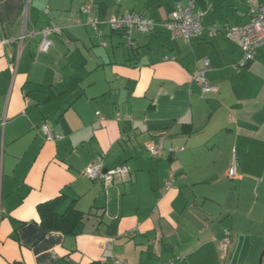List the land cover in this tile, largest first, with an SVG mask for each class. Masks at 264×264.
I'll list each match as a JSON object with an SVG mask.
<instances>
[{
	"label": "crops",
	"instance_id": "crops-1",
	"mask_svg": "<svg viewBox=\"0 0 264 264\" xmlns=\"http://www.w3.org/2000/svg\"><path fill=\"white\" fill-rule=\"evenodd\" d=\"M191 1L207 28L188 42L163 23ZM248 1L97 0L99 35L83 0H0V264H259L264 204L257 219L242 206L264 187V46L237 70L241 49L208 29L247 23ZM131 12L157 25L134 32L120 60L107 39L125 35L107 20ZM48 25L62 32L45 52ZM206 58L219 91L202 95ZM45 122L62 138L47 140ZM98 156L130 171L92 180L83 171ZM58 196L60 212L75 201L86 214L76 234L42 226L38 206Z\"/></svg>",
	"mask_w": 264,
	"mask_h": 264
},
{
	"label": "built area",
	"instance_id": "built-area-1",
	"mask_svg": "<svg viewBox=\"0 0 264 264\" xmlns=\"http://www.w3.org/2000/svg\"><path fill=\"white\" fill-rule=\"evenodd\" d=\"M97 0H83L81 6L82 12L87 14L86 24L91 26L99 35L102 34L100 29L101 20L93 13ZM248 13L250 20L247 23L239 25L224 24L218 26L212 24L208 27L210 37H214L218 33H223L225 37L234 45L239 47L242 51V59L236 66L239 70L252 62L258 56L260 49L264 46V1L255 3L254 0H249ZM27 15V9L25 16ZM204 12L197 9L194 1H191L187 6L178 4L171 12L168 21L163 23V26L172 34V36H179L190 42L195 38L202 36L204 30L207 28L202 17ZM108 25L114 32H120L125 35V41L129 47L133 46L132 34L134 32H151L157 25L156 20L151 17L142 15L138 12L125 13L119 16H112L107 20ZM78 24L82 25V20H78ZM43 35L40 41V49L47 52L51 46L52 41L48 38L49 35L61 33L62 28L57 25L44 26L41 29ZM35 32L30 33L33 36ZM25 35H22L23 39ZM105 44V43H103ZM210 67L208 58L204 60V66L196 71L194 74L195 81L201 87L202 95L217 93L218 86L212 84L206 76V71ZM42 130L47 140H54L62 138L61 135L55 134L48 122L43 123ZM163 149L162 140H157L153 145L148 147V152L151 156H158ZM183 149V147L181 148ZM129 167L125 164H119L112 168L105 169L101 156H98V161L88 166L83 174L88 178L95 181L112 182L116 176H122L129 172ZM238 175L236 164L233 162L231 165L228 176L235 178ZM173 179L168 181L167 185L171 186ZM231 243L230 236L222 242V247L226 251ZM264 260V259H263Z\"/></svg>",
	"mask_w": 264,
	"mask_h": 264
},
{
	"label": "trees",
	"instance_id": "trees-1",
	"mask_svg": "<svg viewBox=\"0 0 264 264\" xmlns=\"http://www.w3.org/2000/svg\"><path fill=\"white\" fill-rule=\"evenodd\" d=\"M51 97L52 93L48 92L41 101L50 100ZM64 199V196H58L38 206L42 226L47 230H57L64 234H76L79 226L84 223L86 214L76 208L75 201H72L64 212H60L59 208Z\"/></svg>",
	"mask_w": 264,
	"mask_h": 264
},
{
	"label": "rangeland",
	"instance_id": "rangeland-1",
	"mask_svg": "<svg viewBox=\"0 0 264 264\" xmlns=\"http://www.w3.org/2000/svg\"><path fill=\"white\" fill-rule=\"evenodd\" d=\"M41 17L43 16L42 14L40 15ZM30 17H31V14H30V10H28V12H27V15L25 16V11H24V13H23V20H25L26 22L27 21H29V19H30ZM43 18H45V17H43ZM43 18H41L40 19V21H43V22H45V19H43ZM36 37V36H35ZM50 38H51V36H50ZM111 39H107V42H108V44H109V48H108V50L107 51H109L110 52V54L112 55V57H113V54H115L116 55V58H118V59H124V54L123 53H126V54H128V50L130 49V47L127 45V43H126V41H125V39H115L112 43H111V41H110ZM135 46V45H134ZM97 47H101V46H99V44L97 45ZM114 52V53H113ZM160 53V52H159ZM159 53H157V54H155L156 56L159 54ZM126 58H127V55H126ZM244 67H242V68H240L239 70H241V69H243ZM243 74V73H242ZM240 77V76H239ZM238 77V78H239ZM237 79V78H236ZM247 191H251V189H249V190H247ZM238 196H239V191H238ZM258 196V192L257 191H253V194H251L250 196H249V200H252V202L250 203V202H248L247 201V203L246 204H244V200H243V209H245V205H246V207H247V209L249 210L248 212H250L252 215V217H254V218H258L257 217V215L259 216V214L257 213V211H258V209H260V207H261V204H264V187H263V190L261 191V195H260V198H259V202H258V204H255V199H256V197ZM263 211H264V209H263ZM262 211V212H263ZM261 212V213H262ZM255 215V216H254ZM255 226H253V228H254ZM240 251V247H239V249L237 250V252L236 253H238ZM241 254V253H240ZM243 255V258H245L246 257V253H243L242 254ZM260 256H261V254L259 255V258H258V260L260 259ZM260 261V260H259ZM254 264H256V263H254Z\"/></svg>",
	"mask_w": 264,
	"mask_h": 264
},
{
	"label": "water",
	"instance_id": "water-1",
	"mask_svg": "<svg viewBox=\"0 0 264 264\" xmlns=\"http://www.w3.org/2000/svg\"><path fill=\"white\" fill-rule=\"evenodd\" d=\"M263 259H264V251L262 252V254L260 256L259 264H263Z\"/></svg>",
	"mask_w": 264,
	"mask_h": 264
}]
</instances>
